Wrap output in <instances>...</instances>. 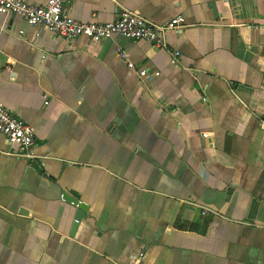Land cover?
I'll return each instance as SVG.
<instances>
[{
    "label": "crops",
    "instance_id": "crops-1",
    "mask_svg": "<svg viewBox=\"0 0 264 264\" xmlns=\"http://www.w3.org/2000/svg\"><path fill=\"white\" fill-rule=\"evenodd\" d=\"M64 11L186 27L159 48L0 13V103L36 135L22 157L0 134V264H264V0Z\"/></svg>",
    "mask_w": 264,
    "mask_h": 264
},
{
    "label": "built area",
    "instance_id": "built-area-1",
    "mask_svg": "<svg viewBox=\"0 0 264 264\" xmlns=\"http://www.w3.org/2000/svg\"><path fill=\"white\" fill-rule=\"evenodd\" d=\"M70 0H48L42 5L30 3L28 0H0V13L7 16H19L29 26L41 27L50 34L66 39L85 38L100 42L121 36L135 41H148L159 48H168L167 35L180 33L186 27L185 19L175 17L170 21L157 25L143 18L134 11H124L113 22H83L65 13L64 7ZM23 32H21L22 34ZM121 58L127 60V55L121 53ZM172 63L177 64L179 52H173ZM129 69L134 64L128 63ZM139 76L146 82L160 77V72L151 73L139 71ZM46 102L45 105H48ZM0 134L19 147L22 157H30L31 149L36 145L35 129L21 121L0 103Z\"/></svg>",
    "mask_w": 264,
    "mask_h": 264
},
{
    "label": "water",
    "instance_id": "water-1",
    "mask_svg": "<svg viewBox=\"0 0 264 264\" xmlns=\"http://www.w3.org/2000/svg\"><path fill=\"white\" fill-rule=\"evenodd\" d=\"M74 205H78L80 208H83V204L79 203L77 200L71 201Z\"/></svg>",
    "mask_w": 264,
    "mask_h": 264
}]
</instances>
